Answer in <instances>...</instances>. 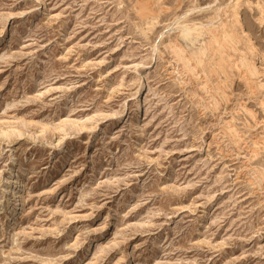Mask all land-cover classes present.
Instances as JSON below:
<instances>
[{
	"label": "rangeland",
	"instance_id": "rangeland-1",
	"mask_svg": "<svg viewBox=\"0 0 264 264\" xmlns=\"http://www.w3.org/2000/svg\"><path fill=\"white\" fill-rule=\"evenodd\" d=\"M0 202V264H264V0H0Z\"/></svg>",
	"mask_w": 264,
	"mask_h": 264
},
{
	"label": "bare ground",
	"instance_id": "bare-ground-1",
	"mask_svg": "<svg viewBox=\"0 0 264 264\" xmlns=\"http://www.w3.org/2000/svg\"><path fill=\"white\" fill-rule=\"evenodd\" d=\"M37 1V0H36ZM39 1V0H38ZM226 15V14H225ZM219 16V15H218ZM220 18L219 17H217V19L215 20V22H213V23H215L216 25L220 22ZM223 24V23H222ZM222 24H220L221 26H222ZM214 25V24H213ZM178 27H180V26H178ZM181 27H183V26H181ZM187 27V30L189 29V27L188 26H186ZM216 27H218V26H216ZM220 27V26H219ZM185 28V27H184ZM191 28V27H190ZM194 28V27H193ZM204 28V27H203ZM222 28V27H221ZM229 29V28H228ZM179 30V29H178ZM209 30H211V29H209ZM209 30H207V31H209ZM213 30V29H212ZM189 31V30H188ZM192 31H194V30H192ZM190 32V31H189ZM210 32V31H209ZM180 33V32H179ZM183 32L181 31V33L180 34H182ZM192 33V32H191ZM163 34V33H162ZM162 34H161V36H162ZM206 34V33H205ZM204 34V35H205ZM208 34V33H207ZM213 34V33H212ZM217 34V33H216ZM181 36V35H180ZM212 37H213V35H212ZM182 38V37H181ZM185 38V37H184ZM214 38V37H213ZM215 40H216V37L214 38ZM230 39V38H229ZM188 40V39H187ZM186 40V41H187ZM234 40V39H233ZM203 41H204V39H203ZM213 41V40H212ZM193 42V41H192ZM214 42V41H213ZM218 42V41H217ZM232 42V41H231ZM195 43V42H194ZM201 43V42H200ZM174 45V44H173ZM183 47V46H182ZM222 47V46H221ZM154 49V48H153ZM156 50V49H155ZM155 50H153V51H155ZM199 50H202V48L201 49H199ZM177 54V53H176ZM181 54H182V52H181ZM193 55V54H192ZM177 56V55H176ZM179 56V55H178ZM179 58V57H178ZM180 58H182V57H180ZM153 59V58H152ZM183 59V58H182ZM183 61V60H182ZM186 62V61H185ZM245 62V61H244ZM246 65H247V62L245 63ZM186 65V64H185ZM241 65H242V63H241ZM245 65V66H246ZM243 68H244V66H243ZM245 71V70H244ZM246 71H247V74H248V76H250V78L252 77V76H254L255 75V68L253 67V65H251V63H250V66H249V64H248V66H246ZM252 79V78H251ZM140 87V86H139ZM7 136V135H6ZM6 183H8L9 184V187H8V191H7V193L10 195V197L11 198H13V201L11 202V207H10V217L13 219L14 218V216H15V213H16V210H17V207H19L20 206V199L22 198V194H21V191H19V181H17V180H12V179H10V178H7L6 179ZM6 191V190H5ZM10 198V199H11ZM2 207H3V205H2V203L0 202V210H2Z\"/></svg>",
	"mask_w": 264,
	"mask_h": 264
}]
</instances>
